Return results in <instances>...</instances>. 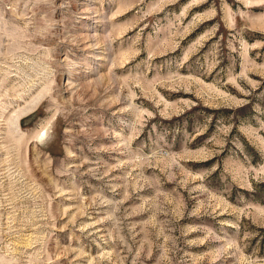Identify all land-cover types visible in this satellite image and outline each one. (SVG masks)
I'll list each match as a JSON object with an SVG mask.
<instances>
[{
    "label": "rangeland",
    "instance_id": "obj_1",
    "mask_svg": "<svg viewBox=\"0 0 264 264\" xmlns=\"http://www.w3.org/2000/svg\"><path fill=\"white\" fill-rule=\"evenodd\" d=\"M0 264H264V0H0Z\"/></svg>",
    "mask_w": 264,
    "mask_h": 264
}]
</instances>
